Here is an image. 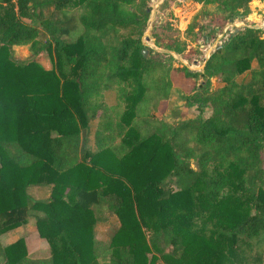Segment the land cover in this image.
I'll return each instance as SVG.
<instances>
[{"label": "trees", "instance_id": "obj_1", "mask_svg": "<svg viewBox=\"0 0 264 264\" xmlns=\"http://www.w3.org/2000/svg\"><path fill=\"white\" fill-rule=\"evenodd\" d=\"M150 1L0 0V264H264V28L244 20L255 0H190L215 6L214 30L245 23L199 70L171 63L188 47L178 36L154 34L170 62L144 55ZM179 76L194 82L180 98L208 117L163 116ZM31 215L48 256L1 240Z\"/></svg>", "mask_w": 264, "mask_h": 264}, {"label": "rangeland", "instance_id": "obj_2", "mask_svg": "<svg viewBox=\"0 0 264 264\" xmlns=\"http://www.w3.org/2000/svg\"><path fill=\"white\" fill-rule=\"evenodd\" d=\"M149 4L152 9L151 17L142 37L146 45V54H150L156 59L170 62L171 60L167 55V51L156 43L154 34L159 33L163 36H170L171 38L178 36L187 41L188 47L184 54L178 55L172 53L174 60L171 63L175 66L183 63L188 65L192 70L203 68L205 60L210 56L213 49L228 38L229 32L232 31L229 29L240 28L245 23L249 26L264 28V0L251 3V9L253 11L247 17V20L244 19L245 23L241 20H235L232 23H228L223 29L217 28L215 30L214 24L211 22V18L214 17V5L203 6L201 3L190 0H151ZM205 9L210 10V14L204 15ZM196 15L197 26L195 32H198L201 26H203V30H201L200 38L194 40L193 35L188 34L187 28ZM206 35L209 39L203 38ZM15 54L21 61H27L32 58L29 46H16ZM39 61L46 68L50 69L53 66V62L49 56H43ZM244 76L241 78L243 79ZM212 84L213 87H216L221 83L216 78H213ZM174 86V94L171 97L170 108L163 115L168 121L175 123L181 116L186 118L202 116L206 118L211 114L210 108L206 107L204 110H201L197 105L188 106L186 100L180 98V93L188 94L194 86V82L191 79H186L183 76L174 78ZM163 111H156V114L161 117ZM107 228L108 225L104 224L98 226L97 233L99 238L103 239L106 237L105 233L107 232ZM35 230V217L31 215L28 221L19 229L3 234L1 240L3 243H7L11 239L25 237L29 252L34 257L48 256L49 245ZM159 264L165 263L160 260Z\"/></svg>", "mask_w": 264, "mask_h": 264}, {"label": "crops", "instance_id": "obj_3", "mask_svg": "<svg viewBox=\"0 0 264 264\" xmlns=\"http://www.w3.org/2000/svg\"><path fill=\"white\" fill-rule=\"evenodd\" d=\"M255 1H261V0H255ZM254 2V1H253ZM30 192L32 193V196L34 197V198H36V199H46L48 196H49V194H50V190L48 189V188H45V187H40V186H34V187H31L30 188ZM35 227H36V225H35ZM20 228V227H19ZM19 228H17V229H19ZM16 229V230H17ZM37 233H38V231H37V228H36V230H35ZM39 235V234H38ZM19 237H17V238H14V239H11L10 241H8L7 243H10V242H12V241H14V240H16V239H18Z\"/></svg>", "mask_w": 264, "mask_h": 264}, {"label": "water", "instance_id": "obj_4", "mask_svg": "<svg viewBox=\"0 0 264 264\" xmlns=\"http://www.w3.org/2000/svg\"><path fill=\"white\" fill-rule=\"evenodd\" d=\"M144 55H146V50H144ZM203 67H204V64H203Z\"/></svg>", "mask_w": 264, "mask_h": 264}]
</instances>
